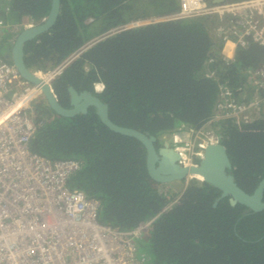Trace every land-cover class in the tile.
<instances>
[{
  "label": "trees",
  "instance_id": "obj_1",
  "mask_svg": "<svg viewBox=\"0 0 264 264\" xmlns=\"http://www.w3.org/2000/svg\"><path fill=\"white\" fill-rule=\"evenodd\" d=\"M51 1L3 0L0 17L20 28L48 16ZM181 7V0H61L55 24L25 43L27 66L51 69L103 36L53 80L56 94L62 97L68 84L87 87L109 104L115 122L150 131L161 145L209 125L219 132L243 186L264 176V113L252 120L212 118L221 83L239 99L257 92L252 74L264 63V46L251 41L228 63L216 32L221 22L207 15L104 35L126 22L162 17ZM17 32L14 37L0 33V46L7 47L2 56L10 62ZM35 106L39 126L31 148L50 158L81 160L68 184L101 201V221L126 230L156 216L140 240L150 251L149 264H264V210L243 213L246 206H232L229 197L214 206L218 188L198 178L187 184L156 181L146 168L144 144L111 130L95 108L66 117L46 98Z\"/></svg>",
  "mask_w": 264,
  "mask_h": 264
},
{
  "label": "built area",
  "instance_id": "obj_2",
  "mask_svg": "<svg viewBox=\"0 0 264 264\" xmlns=\"http://www.w3.org/2000/svg\"><path fill=\"white\" fill-rule=\"evenodd\" d=\"M181 5L175 13L132 20L104 35L158 20L207 15L221 22L216 32L222 40L220 53L228 63L239 47L251 41L264 46V0H181ZM33 24L26 21L17 28L0 17V33L19 32ZM101 37L57 66L33 71L54 90L53 80ZM252 75L257 92L247 100L220 84L213 121L252 120L264 113V63ZM43 98L42 85L25 79L0 54V264H144L147 256L139 252L140 240L156 216L126 230L104 223L99 218L101 201L68 184L81 160L50 158L31 148L39 126L35 105ZM217 142H222L217 129L204 125L190 128L187 138L171 146L179 152L181 164L192 166L199 163L209 143ZM192 178L200 179L191 175L183 180L187 184Z\"/></svg>",
  "mask_w": 264,
  "mask_h": 264
},
{
  "label": "water",
  "instance_id": "obj_3",
  "mask_svg": "<svg viewBox=\"0 0 264 264\" xmlns=\"http://www.w3.org/2000/svg\"><path fill=\"white\" fill-rule=\"evenodd\" d=\"M220 1V0H219ZM61 8V0H52L51 10L47 18L38 24L23 28L15 38L11 47L12 61L20 74L27 80L42 85V91L50 106L59 114L71 117L79 111H87L89 105L95 106L101 121L111 130L123 135L132 136L142 142L146 148L145 157L149 174L157 181L173 182L188 176H198L210 182L221 191V197L229 196L232 205L242 203L246 206L245 213L264 210V178L261 179L253 192L243 189L229 171L231 158L223 142L209 143L203 156L196 165L188 166L179 162L180 154L172 146H157V136L150 131L121 125L115 122L109 113V104L100 96L86 90L78 93L73 87L74 109L64 108L50 85L43 83L41 77L27 66L25 60V43L42 32L49 30L56 22ZM79 100H83L79 103Z\"/></svg>",
  "mask_w": 264,
  "mask_h": 264
},
{
  "label": "flooded vegetation",
  "instance_id": "obj_4",
  "mask_svg": "<svg viewBox=\"0 0 264 264\" xmlns=\"http://www.w3.org/2000/svg\"><path fill=\"white\" fill-rule=\"evenodd\" d=\"M51 5H52V1H51ZM50 10H51V8H50ZM50 12V11H49ZM47 18V16L46 17H44V18H42L39 22H35L34 20L32 21L34 24H38V23H41V22H43L45 19ZM55 24V23H54ZM48 31V30H47ZM43 33V32H42ZM38 36V35H37ZM15 41V40H14ZM71 87H73L78 93H81V92H83V91H86V90H88V91H90V92H92L91 91V89H89V88H87V87H84V88H78V87H76L74 84H68L67 85V87H66V93H64L63 95H62V97H59L57 94V97H58V100H59V102L61 103V105L64 107V108H67V109H74V108H76V106H75V104H74V101H73V99H74V97H73V94H72V92H71V90H70V88ZM103 87V86H102ZM101 87V88H102ZM93 93V92H92ZM95 94V93H94ZM97 95V94H96ZM48 101V100H47ZM82 101L83 100H79V103H82ZM95 108V106H93V105H89L88 107H87V111H79V112H77L74 116H76V115H79V114H86L87 112H89V109H94ZM57 113V112H56ZM59 114V113H58ZM74 116H71V117H74ZM170 146H171V144H169ZM157 146L158 147H160V146H163V145H161V143H159V141L157 140ZM145 159H146V157H145ZM146 168H147V160H146ZM147 171H148V169H147ZM229 171L233 174V171H232V166L229 168ZM148 174H149V172H148ZM150 175V174H149ZM234 175V174H233ZM151 176V175H150ZM235 176V175H234ZM152 177V176H151ZM153 178V177H152ZM264 178V176H262V177H253V179L252 180H250V182L249 183H243L242 185L243 186H241L243 189H245L246 191H248V192H253L254 190H255V188L258 186V184H259V182L261 181V179H263ZM154 179V178H153ZM235 179H236V177H235ZM258 179V180H257ZM157 181V180H156ZM237 181V180H236ZM257 181V182H256ZM159 182H161V181H159ZM205 182H207V181H205ZM163 183V182H162ZM207 183H209V184H211L210 182H207ZM238 183V182H237ZM219 190V189H218ZM225 197H229V196H225ZM225 197H221V191L219 190L218 191V195H216L215 196V199H214V202H213V205L214 206H216L218 203H219V201L220 200H222L223 198H225ZM230 202V201H229ZM231 204V203H230ZM232 205V204H231ZM232 206H234V205H232ZM246 209V208H245ZM245 209H243V213H245L244 211H245Z\"/></svg>",
  "mask_w": 264,
  "mask_h": 264
},
{
  "label": "rangeland",
  "instance_id": "obj_5",
  "mask_svg": "<svg viewBox=\"0 0 264 264\" xmlns=\"http://www.w3.org/2000/svg\"><path fill=\"white\" fill-rule=\"evenodd\" d=\"M6 52H7V47L0 46V54H5ZM37 99L38 98H36L35 101ZM139 252H140V254H145L147 256V263L149 264L150 263L149 258L151 257L150 251L145 246H139ZM144 264H146V262H144Z\"/></svg>",
  "mask_w": 264,
  "mask_h": 264
},
{
  "label": "crops",
  "instance_id": "obj_6",
  "mask_svg": "<svg viewBox=\"0 0 264 264\" xmlns=\"http://www.w3.org/2000/svg\"><path fill=\"white\" fill-rule=\"evenodd\" d=\"M8 32H10V33H13V37H14V32L16 33V31H8ZM20 32V31H19ZM18 33V32H17ZM2 34V33H1ZM13 37H11V38H9L10 39V41L13 39ZM1 39V38H0ZM6 56H9V54H6Z\"/></svg>",
  "mask_w": 264,
  "mask_h": 264
},
{
  "label": "clouds",
  "instance_id": "obj_7",
  "mask_svg": "<svg viewBox=\"0 0 264 264\" xmlns=\"http://www.w3.org/2000/svg\"><path fill=\"white\" fill-rule=\"evenodd\" d=\"M54 91V93L56 94V92H55V90H53ZM46 98V97H45ZM42 100V99H41ZM41 100H38V101H41Z\"/></svg>",
  "mask_w": 264,
  "mask_h": 264
},
{
  "label": "bare ground",
  "instance_id": "obj_8",
  "mask_svg": "<svg viewBox=\"0 0 264 264\" xmlns=\"http://www.w3.org/2000/svg\"><path fill=\"white\" fill-rule=\"evenodd\" d=\"M222 48V47H221Z\"/></svg>",
  "mask_w": 264,
  "mask_h": 264
}]
</instances>
